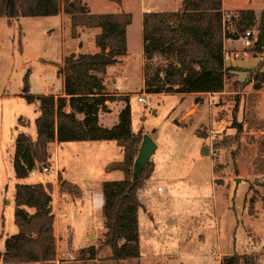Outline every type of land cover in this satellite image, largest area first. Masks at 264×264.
<instances>
[{"label":"rangeland","instance_id":"1","mask_svg":"<svg viewBox=\"0 0 264 264\" xmlns=\"http://www.w3.org/2000/svg\"><path fill=\"white\" fill-rule=\"evenodd\" d=\"M86 2L92 14H113L118 9V5L105 0ZM121 2L123 9L126 8L133 19L126 57L129 63L122 65L128 75H125L127 79L123 76L118 79L115 77L113 88L130 95L133 126L140 124L145 117L143 124L149 132L145 134L154 136L155 142L167 152L175 153L174 162L167 166L172 178L176 180L173 196H165L168 191L166 184L159 181L156 185L164 191L157 193L155 188L150 203H144L148 211H144V217L140 215L141 257L138 261L113 262L106 247L101 248L94 260H88L87 254L71 250L70 245L71 238L75 248L89 240L86 236V223L90 221L73 213L75 208L70 209L69 214L67 212V218L62 216L66 210L61 211L63 209L60 205L72 207L74 203L73 206L78 208L79 202L75 200L78 197L61 193L59 183L57 188L54 179L56 188H52L51 197L54 212L58 215L54 224L57 264H220L224 256L232 254H255L258 264H264V154L259 152L256 144L258 138L264 136V86L259 91L254 90L253 80L249 76V72L258 66L264 71V62L255 57L243 58V66L248 69L243 71L247 72L246 79L237 81L233 73L227 75L223 90L213 100L219 109L213 123L208 124L205 109L190 121L189 118L194 117V111L190 110L184 115L188 122L175 123L177 129L169 123L172 117H168L167 112L176 98L145 94L140 89L141 0ZM224 6L228 10L223 12L224 15L236 17L238 11L252 10L259 18L264 11V0H224ZM251 30L255 31L256 27ZM227 33L233 34L231 29ZM63 40L65 49H77L75 41L60 29L53 18H23L18 24L10 25L4 18H0V218L3 225L0 229V251H3L5 238L12 234L7 231L16 229L12 214H8L10 207H13L11 199L15 178L12 160L15 140L22 133L35 136L34 121L39 116L38 101L28 103L23 97V78L28 73L31 95L49 93L57 96L60 82L52 75V71L57 68L53 62L58 61ZM82 41L85 48L90 47L91 42L87 37ZM257 56L264 58V54ZM167 61V57L161 55H154L149 60L143 56L142 79L144 75H152L157 67L164 66ZM236 70L240 69L231 68L230 71ZM109 92L114 95V99H121V96L115 95L116 91L111 89ZM139 97L142 99L140 103L137 102ZM201 123L205 125H199ZM210 129L217 131L214 139L208 137ZM140 131L143 134L144 128ZM201 143L206 149L205 154L212 161V184L216 190L209 182V158L200 150ZM80 144L78 147L81 152L87 155L81 160L88 164L85 175L91 179L93 192L98 191L100 183L113 181L105 172V166L121 161L122 155L116 159L117 151L112 150L115 147L112 142ZM65 159L69 160L70 156ZM78 163H73L75 169ZM30 174L27 178L32 183L42 181L46 184L54 177V172L45 174L41 167L35 168L36 178ZM87 187L85 184L84 188ZM150 216L154 219L150 220ZM152 224L158 228V234L151 230ZM95 233L96 248L102 244L103 229H97Z\"/></svg>","mask_w":264,"mask_h":264},{"label":"trees","instance_id":"2","mask_svg":"<svg viewBox=\"0 0 264 264\" xmlns=\"http://www.w3.org/2000/svg\"><path fill=\"white\" fill-rule=\"evenodd\" d=\"M105 1L118 6L122 3L121 0ZM61 12L71 18L72 38L77 37V27L100 29L94 38L99 52L71 53L62 60L58 75L63 79V96L31 95L28 73L25 75L23 97L28 103L38 101L39 116L34 121L35 137L22 133L15 140L14 178L26 179L36 167L49 168L48 146L52 143L114 141L121 148L123 158L110 163L105 170L120 171L123 179L102 182L103 242L96 248L81 249L80 254H87L88 260H94L101 248L106 247L113 262L138 261L137 213L142 204L137 193L150 178L153 162L150 160L132 182V166L143 134L131 131L129 97L114 99L108 95L102 78L108 67L127 54L126 29L132 23V15L124 12L91 14L82 0H0V18H4L8 25L18 24L21 18L50 17ZM236 14L229 20L236 33L230 35L223 20L222 0H181L175 12L144 13L143 56L149 60L154 55H161L168 60L152 75H144L145 94L221 92L231 70L224 64V40L239 39L256 27V39L250 51L264 54V11L260 13L257 24L252 10ZM178 25L187 41L180 36ZM249 76L253 80V89L260 90L264 85V72L258 66L249 72ZM117 100L124 103L118 122L111 128L102 127L99 113H108L107 103ZM256 144L259 152L264 154V136L258 138ZM58 183L61 193L80 196L78 187L64 181L60 174ZM51 193L50 183L14 185L13 224L17 233L5 238L0 264H57ZM220 264H258V260L255 254H232L224 256Z\"/></svg>","mask_w":264,"mask_h":264},{"label":"crops","instance_id":"3","mask_svg":"<svg viewBox=\"0 0 264 264\" xmlns=\"http://www.w3.org/2000/svg\"><path fill=\"white\" fill-rule=\"evenodd\" d=\"M83 3L87 6V0H82ZM131 1V0H130ZM167 1V3H166ZM108 2V1H105ZM146 2V3H145ZM111 3V2H110ZM181 0H141V8H140V12H139V16H140V21H141V39H140V43H141V48H142V16L144 13H158V12H175L178 10L179 6H180ZM127 4H131V2H128ZM168 6H172V8H167ZM118 9L116 11V13H120V12H124L127 13V9H123V3H121V6H117ZM89 12L90 11V6L88 7ZM228 10L225 9L224 6V0H222V12H226ZM92 14V13H91ZM256 17V15H255ZM32 18V17H30ZM37 18H41V17H37ZM46 18H53L56 20V22L59 24L60 29L65 32L66 34L69 35V37H71V18L70 16L64 14L63 12L59 13L56 16H50V17H46ZM23 18H21L20 20H22ZM19 20V21H20ZM133 20V19H132ZM259 18L256 17V21L258 22ZM132 26V23L127 27L126 29V44H127V54L126 56L122 57L119 59V62L108 67L105 71V73L102 75L103 78V83L104 86L106 88V92L108 93V95L114 96L112 95L109 91L112 89L114 91H116V96H128L130 97V95L126 92L123 91L121 89H117V88H113V86H115V77L121 78V76L124 77V79H127L128 75L127 72L125 71L124 67L122 65L128 64V59L126 58L128 55V40H129V30ZM229 32V31H228ZM100 33V29L99 28H93V29H86L83 27H77L76 28V34L77 37L76 38H72L71 39L73 41H75L77 49H65V45H64V40L61 43V51H60V56L58 58L57 62H53L56 64V70L52 71V75L56 77L57 80H59L60 82V88L58 91V95L57 96H63V79L60 75H58V67L61 65L62 60L69 54L74 53V54H83V53H89V54H94L99 52V49L95 47L94 45V38L95 36H97ZM84 37H87V39L91 42L90 47L89 48H85L84 47V43L82 41V39ZM224 64L227 68H232V69H240V70H236V72H231L229 71L228 74L233 73L235 79L237 81L246 79V74L247 72L243 73V71H247L248 69L246 67L243 66V58H248L250 59L251 57H255V58H259L262 59L260 56H257L258 54H253V52L246 51L245 47H243V43L240 39H226L224 40ZM233 50H235L233 52ZM141 66H142V59H143V50L141 52ZM52 62V61H49ZM120 62H122V64H119ZM119 66L121 67V69L119 70ZM141 66L139 68V83H140V89L143 90V79H142V69ZM119 70V71H118ZM118 71V73H117ZM261 72H264L261 70ZM119 76V77H118ZM244 76V77H242ZM113 77V78H112ZM264 86V85H262ZM262 88V87H261ZM261 90V89H260ZM259 91V90H257ZM219 94V93H218ZM45 95H53V94H45ZM164 95V94H161ZM216 95L217 93H213V94H208V93H197V94H186V95H179V94H173L170 96H173L175 99L174 104H172L169 107L168 112V117H172L169 121L170 124H172L173 126L177 127L175 125L176 124H181V122H188L186 118H184V115L186 113H188L190 110L194 111V117L193 118H189L190 121L197 118L198 115L201 114L202 110L205 109L206 113H207V119H208V124H211L214 122L215 117L217 116L219 109L215 106V104H213V100H216ZM56 96V95H55ZM177 102V103H176ZM107 107L109 112L108 113H104V112H100L98 115V120H99V124L102 127L105 128H111L113 127L117 122H118V114L121 111V109L124 107V103L123 101L117 100L115 102L112 103H107ZM131 108V107H130ZM139 116L136 118V121H138ZM143 120H141L140 124H136L133 126V117H132V108H131V131L136 134L138 133L141 128H144V132L143 135H145V133H149L148 129L146 130L143 124V121L145 119V117L142 118ZM142 124V125H141ZM186 124V123H185ZM199 125H205L203 123L199 124ZM198 125V126H199ZM178 129V127H177ZM36 135V133H35ZM148 135V134H147ZM32 136V135H31ZM35 137V136H32ZM200 141H203L202 138L198 137ZM87 142H101V141H87ZM106 142H112V144L115 146L114 148H112V150H114L115 155H116V159L123 158V153L120 147H118L116 145V143L114 141H106ZM80 143L83 142H66V143H52L48 146V153L50 155V169H51V173L54 172V177L51 178V181H48L52 188H56V186L54 185V179L57 182V188H58V174H60V176L62 177V179L68 183H71L75 186L78 187V189L80 190V196L78 198H76L75 200H77L79 202V206L78 208L76 206H73L74 203L72 204V207H68V205H60L61 211L66 210L65 213L62 214V216H64V218L68 217L69 211L72 208H75L73 210V213H77L78 215H82L85 218H87V221H90L89 223H86V236L89 237V240H85L84 242H82V246L80 247H76L75 248L73 246V240L71 238V250H81L87 247H91L94 246L95 247V240L97 238L95 230H99L101 231L103 229V234L105 233V229L103 228V218H102V214H101V207L103 205V198H102V194H101V184H99L98 187V191H94L93 189L90 187L91 179H89V175H85V171L86 168L88 166V164L86 162H81L82 159L86 158L87 155L84 152H81L80 148L78 146H81ZM86 143V142H84ZM156 143V151L153 154L152 158V162H153V171L152 174L150 176V178L146 181V183L144 184V186L138 190V198L140 200V203L142 204V208H140L138 210V228L140 226V215H143L144 217V211L147 210L146 206L144 203H150V198L151 195L154 192V189L156 188V192H163L164 189L161 188L159 185H156L157 182L159 181H163L166 184V188H167V193L165 194L166 197H172L173 196V189H174V182L176 181L174 178H172L171 174L169 173V171L167 170V166L170 163L174 162V158H175V153H169L165 150V148L162 145H159L157 142ZM91 144V143H90ZM72 146L73 149H72ZM203 143L200 144V150H203L204 156L208 157L209 159V167H210V178H209V182L212 188L215 189L214 185L212 184V176H213V165H212V161L210 159L209 156H207V154H205L204 152V148H203ZM52 151L54 154V159L52 158ZM66 153V155H63V153ZM70 156V159L66 161L65 157ZM122 160V159H121ZM74 162H79L77 164V168L75 169L74 166ZM119 162V161H118ZM109 164H107L104 168V170L106 169V167ZM106 172V170H105ZM108 173V176H110V178L113 181H121L123 179V174L120 171H112V172H106ZM33 177L36 178V174H35V170L32 173ZM31 175V174H30ZM57 179V180H56ZM184 180V179H183ZM22 183V184H34L32 182H28V178L26 179H22V180H15V183ZM35 183H42L44 184L42 181H36ZM87 184L88 187L84 188V185ZM54 185V186H53ZM14 187V186H13ZM93 192V193H92ZM12 195L14 196V191H12ZM94 197V198H93ZM52 198V197H51ZM197 201H199V198H197ZM94 202V203H93ZM11 203H13V207H10L9 213L8 214H12L13 217V208H14V198L11 199ZM51 207H52V211L54 214V224L55 221H57V216L56 213L54 212V206H53V201L51 202ZM200 203V202H199ZM58 206L57 205V210L58 211ZM100 211V213H99ZM148 211V210H147ZM68 212V214H67ZM98 212V213H97ZM150 213V212H149ZM98 218V220L96 219ZM153 216H150V220H153ZM5 222V219H4ZM14 225V224H13ZM155 224H152V229L148 226L147 228L151 229L152 231L155 232V234H158L157 230L158 228L156 226H154ZM2 227H0L1 229ZM16 228V227H15ZM160 231H163L162 229ZM153 232V233H154ZM7 233H12L10 235H13L15 233H17V229H13L12 231ZM6 233V235H7ZM153 234V235H155ZM103 242V240L101 241ZM154 242L157 244L156 240H154ZM141 257V256H140Z\"/></svg>","mask_w":264,"mask_h":264},{"label":"water","instance_id":"4","mask_svg":"<svg viewBox=\"0 0 264 264\" xmlns=\"http://www.w3.org/2000/svg\"><path fill=\"white\" fill-rule=\"evenodd\" d=\"M177 29L179 31L180 36L183 38V40L187 41V37L184 36L179 25L177 26ZM156 148L157 146L155 143L154 136H150L147 134L142 136V140H141V143L137 151V156L132 166V173H131L132 182L136 181L139 174L149 164L153 154L156 151ZM204 152L206 153V149H204Z\"/></svg>","mask_w":264,"mask_h":264},{"label":"built area","instance_id":"5","mask_svg":"<svg viewBox=\"0 0 264 264\" xmlns=\"http://www.w3.org/2000/svg\"><path fill=\"white\" fill-rule=\"evenodd\" d=\"M230 15L228 14H225L224 17H223V20H224V24L227 25L226 26V30L229 31V29H231L232 33L235 34V30L233 29V26H232V23L229 21L230 20ZM256 30L255 31H252V30H248L246 31L242 36H240V40L242 41L243 45L245 48H252L253 47V44H254V41L256 39ZM137 102H142V99L141 97L137 98ZM217 134V131L214 130V129H210L208 131V137L211 138V139H214L215 136ZM42 169V172H44L45 174H48V173H51V169L50 167H43L41 168ZM35 170V169H34ZM34 170L31 172L33 173Z\"/></svg>","mask_w":264,"mask_h":264}]
</instances>
